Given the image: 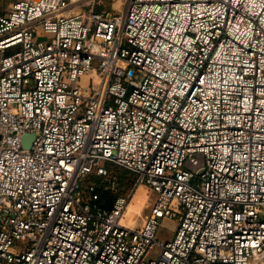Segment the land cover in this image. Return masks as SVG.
I'll return each instance as SVG.
<instances>
[{
	"label": "built area",
	"instance_id": "obj_1",
	"mask_svg": "<svg viewBox=\"0 0 264 264\" xmlns=\"http://www.w3.org/2000/svg\"><path fill=\"white\" fill-rule=\"evenodd\" d=\"M120 1L0 13V264H264V0Z\"/></svg>",
	"mask_w": 264,
	"mask_h": 264
},
{
	"label": "rangeland",
	"instance_id": "obj_2",
	"mask_svg": "<svg viewBox=\"0 0 264 264\" xmlns=\"http://www.w3.org/2000/svg\"><path fill=\"white\" fill-rule=\"evenodd\" d=\"M11 3L12 0H0V13H5ZM120 5V0H116L114 2L112 0H103V5L97 9L99 11L107 10L109 12H113V6L115 9H118ZM115 172L120 178L121 186L118 194L114 195L112 199L115 197H125L129 194H132L123 223L130 227H140L143 220L150 212L153 200L152 194L145 186L138 187L136 190H134L133 177L129 173L123 170H116ZM91 181L96 182L97 178H89L85 183V187L88 186ZM106 196L107 195H105V197ZM176 230V220L167 219L162 224L158 234V239L161 242L171 241L175 237Z\"/></svg>",
	"mask_w": 264,
	"mask_h": 264
},
{
	"label": "trees",
	"instance_id": "obj_3",
	"mask_svg": "<svg viewBox=\"0 0 264 264\" xmlns=\"http://www.w3.org/2000/svg\"><path fill=\"white\" fill-rule=\"evenodd\" d=\"M92 178H97V177H92ZM94 183H96L98 185L97 191H98V193L100 195V200L97 202V204L102 206L103 208L111 209L113 207L114 202L117 199V197L112 199V197L114 196L113 194H110V193H107V192L103 191V189L101 188L102 179L97 178V181L94 182ZM105 195H107L108 197L107 196L105 197Z\"/></svg>",
	"mask_w": 264,
	"mask_h": 264
},
{
	"label": "water",
	"instance_id": "obj_4",
	"mask_svg": "<svg viewBox=\"0 0 264 264\" xmlns=\"http://www.w3.org/2000/svg\"><path fill=\"white\" fill-rule=\"evenodd\" d=\"M33 139H34V137L31 136V135H27V136L24 138V146H25V148H30Z\"/></svg>",
	"mask_w": 264,
	"mask_h": 264
}]
</instances>
